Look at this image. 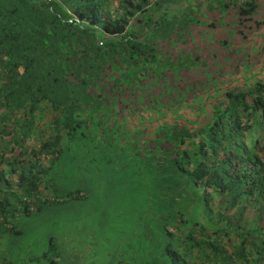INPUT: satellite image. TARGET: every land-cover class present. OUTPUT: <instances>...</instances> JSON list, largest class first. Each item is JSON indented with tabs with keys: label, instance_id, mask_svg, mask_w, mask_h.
Returning a JSON list of instances; mask_svg holds the SVG:
<instances>
[{
	"label": "trees",
	"instance_id": "1",
	"mask_svg": "<svg viewBox=\"0 0 264 264\" xmlns=\"http://www.w3.org/2000/svg\"><path fill=\"white\" fill-rule=\"evenodd\" d=\"M215 1L0 0V249L22 235V218L85 198L76 171L123 157L146 169L156 203L148 257L119 264H264V42L245 32L264 12L254 24L259 0ZM222 18L244 61L260 57L253 71L225 38L186 46ZM190 63L237 76L211 79L225 92L203 119L132 125L172 111L177 80L212 95ZM50 243L42 258L58 264Z\"/></svg>",
	"mask_w": 264,
	"mask_h": 264
},
{
	"label": "rangeland",
	"instance_id": "2",
	"mask_svg": "<svg viewBox=\"0 0 264 264\" xmlns=\"http://www.w3.org/2000/svg\"><path fill=\"white\" fill-rule=\"evenodd\" d=\"M228 16L227 13L223 14L225 18ZM252 18L251 22L254 23L263 17L256 12ZM221 22L222 26L218 24L215 29L208 30L206 27H202L193 32L190 36V41L193 43L186 46L197 52L199 51L197 42L220 37L225 38L229 42L225 49L230 47L239 51V55L236 53L233 57L236 60L239 59L241 64H245V69L253 71L258 60L261 61L260 57L256 58L255 61L254 57H251L252 63L244 61L246 58L243 53L246 51L243 52L242 43L245 42L238 41L234 37L228 38L227 34L231 30L224 26L225 19L222 18ZM250 29V31H245L247 36H253L257 40L262 38L264 42V26L254 25ZM247 42L246 44L249 46L250 44ZM253 42L257 43L258 41L254 40ZM221 54L225 55V50ZM219 59L221 57L217 56V60ZM204 60L207 59L204 58ZM204 60L201 59L203 63ZM164 68L167 67L163 66L159 69ZM183 69H192L190 79L196 84L203 87L208 85L210 88L213 87V85H209L213 77H220L219 79L223 80L222 83L225 85V78H227L226 82L228 83L233 81L232 77L237 76L235 70L233 71L227 66L222 71L220 66L209 67L190 63V68ZM215 71H220V75L219 72L216 73ZM214 79L216 80V78ZM181 80H177L176 84L180 82L179 85L175 84L173 90L167 93V100L174 105L172 111L163 107L161 111L151 116H135L130 118L132 125L139 126L140 121L142 124L138 128L146 132L147 128L165 123L172 124L178 120L191 124L199 116L202 119L205 118L212 105L216 104L225 92V88L221 87H213L212 95H208V89L204 94L196 91V89H189V92H186L184 91V80ZM159 98L161 99L159 101L164 105L166 97L161 95ZM136 129L133 127L132 131ZM137 149L141 148L138 147ZM121 158L109 166L107 164L108 159H106L105 162L102 160L101 163L97 162L90 165L88 169L84 167L76 171L73 182L75 181L76 189L85 191L84 199L57 203L44 208L36 216L22 218L19 222V227L23 233L22 238L15 245L17 247L15 254L18 255V260L27 264H29L28 262L52 264L55 261L53 254L50 253V256L42 258L45 252H49L48 248L51 241L58 254V259H56L58 264H119L120 261L131 262L146 259L148 257V244L144 242L148 241V235L153 231L149 225V219L154 211L153 205H155L156 200L154 201L155 198H152L153 195H149L151 187L146 169L142 170V166H139L137 170L135 165L130 166L131 163L125 162L123 164L125 159ZM78 165L79 167L85 166L84 164ZM134 172L136 173L133 174ZM135 175L141 176L136 177ZM85 182H88L86 183L87 187H84ZM89 187L94 189H87ZM124 240L126 243L123 242ZM11 241L16 242L15 239ZM22 243L28 247H23ZM128 243H132L134 248L129 249Z\"/></svg>",
	"mask_w": 264,
	"mask_h": 264
},
{
	"label": "crops",
	"instance_id": "3",
	"mask_svg": "<svg viewBox=\"0 0 264 264\" xmlns=\"http://www.w3.org/2000/svg\"><path fill=\"white\" fill-rule=\"evenodd\" d=\"M224 2V1H222ZM215 3H220V0H216ZM257 3H259L260 7L257 8V11L259 13V15H261V12H264V0H259ZM23 234V233H22ZM22 238V235L20 237H17V238H14L16 242L13 243V241H9L7 244L5 245H8V246H2L1 249H0V256H1V259H2V262L7 258L11 261H13L14 264H27V263H22L20 260H18V255L15 254L16 251H17V247L15 246L16 243L18 242V240ZM124 243H126V241L124 240L123 241ZM12 245V247L10 248V246ZM23 247H28V245L22 243L21 244ZM126 247V245H125ZM29 264H33V263H30L28 262Z\"/></svg>",
	"mask_w": 264,
	"mask_h": 264
},
{
	"label": "built area",
	"instance_id": "4",
	"mask_svg": "<svg viewBox=\"0 0 264 264\" xmlns=\"http://www.w3.org/2000/svg\"><path fill=\"white\" fill-rule=\"evenodd\" d=\"M206 1H208V0H206Z\"/></svg>",
	"mask_w": 264,
	"mask_h": 264
}]
</instances>
